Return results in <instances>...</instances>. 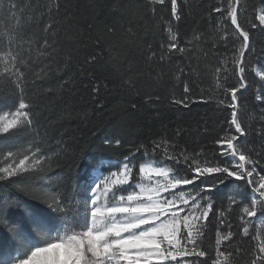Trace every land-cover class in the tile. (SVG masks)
<instances>
[{
	"label": "snow or ice",
	"instance_id": "6c2138e0",
	"mask_svg": "<svg viewBox=\"0 0 264 264\" xmlns=\"http://www.w3.org/2000/svg\"><path fill=\"white\" fill-rule=\"evenodd\" d=\"M184 3L143 0L147 13L163 18L168 12L171 17L165 21L166 38L159 43V53L147 45V62L171 63L174 56L190 60V47L195 48L193 41L203 34L182 42L176 25L185 17ZM124 8L121 0H114L113 11L120 13ZM49 11L57 15L59 6ZM248 12L244 0H218L208 11V23L220 31L225 50L214 53L219 61L211 75L218 93L190 86V64L176 68L173 89L182 85V95L173 93L168 107L179 111L214 103L225 112L223 134L213 141L216 147L189 151L175 138L169 139L166 131L150 136L129 145L114 168H99L108 159L101 157L83 175H69L67 181L79 195V200L72 197L71 208L67 192L61 193L63 199L37 195L28 183L51 168L47 130L41 131V100L45 92L66 85L73 67L71 52L60 53L68 69L63 78L48 83L56 73L42 66L44 74L36 72L31 41L25 48L22 28L16 27L15 40H0V182L12 190L24 186L16 196L0 200V264H264V221L259 231L252 228L264 217V123L259 128L246 125L238 115L247 112L244 97L255 87L247 74L256 72L264 80V65L257 64L264 50L257 52L249 31L250 26L264 33V0L252 5L251 19ZM93 27L87 24L86 37L68 38L74 40L75 49H93L77 65V71L90 77V66L104 58ZM105 29L109 34L116 32L114 24ZM42 30L48 34L42 37V47H51L52 52L62 47L53 23H46ZM125 39L137 43L131 26ZM55 62L53 56L44 63ZM156 77L163 79V74L157 72ZM124 83L134 86L130 78ZM193 83L198 86L199 81ZM93 91L99 93L100 86L94 84ZM160 99L148 95L145 103ZM255 99L264 114V94L258 93ZM254 137L261 142L260 150L249 146ZM105 143L119 146L120 140ZM79 154L77 150L76 158ZM21 193L30 199L22 200ZM233 219L239 221L235 228Z\"/></svg>",
	"mask_w": 264,
	"mask_h": 264
},
{
	"label": "trees",
	"instance_id": "16d2710c",
	"mask_svg": "<svg viewBox=\"0 0 264 264\" xmlns=\"http://www.w3.org/2000/svg\"><path fill=\"white\" fill-rule=\"evenodd\" d=\"M217 2L218 0H185V3L181 4L185 17L176 26L182 42L185 38L192 39L194 34H203L200 35L199 41H193L196 47H190V60L174 56L171 63L151 64L145 57L147 45L151 44L159 53V43L166 38L165 21L171 17L168 12L162 14L163 18L147 13L142 7L143 0H121L125 8L120 13L112 10L114 0H0V40H15L18 35L16 27L22 28V34L26 38L24 47H28L29 39L31 41L32 62L36 72L43 75L42 67H51L56 73L48 83L61 80L63 74L68 71L63 63L65 57L60 53L71 52L72 55L73 67L66 85L52 93L45 92L41 100V131L47 130L46 150L51 157V168H46L42 176L28 182L37 195H56L63 199L61 193L67 192L71 208L72 197L76 196L79 200V195L67 181L69 175H83L87 166L101 157L108 159L98 167L114 168L127 154L129 145L147 141L150 136L158 137L164 131L169 139L175 138L189 151L199 150L201 147H216L213 141L223 134L225 112L218 109L214 103L197 104L193 105L192 109L179 111L168 107V104L173 93L182 95V85L173 89L175 76L178 75L177 66L190 64L193 68L192 79L188 82L195 91L199 88L208 92L219 91L214 88L211 72L219 61V56L214 53L225 50L221 46L223 41L219 39L220 31L213 28L207 19L210 7ZM244 2L249 6L248 15L251 19L252 5L258 4L259 0ZM13 4L15 8L12 7ZM57 5L59 12L53 15L49 9L55 10ZM219 15L213 13V16ZM65 16H70L71 19L65 21ZM46 23H53L57 28V35L60 37L58 43L62 47H57L56 52H52L51 47L41 46L42 37L48 35L42 30ZM89 23L94 26L92 35L100 37L104 50V58L90 66L92 77L82 75L77 71V65L93 49L83 46L75 49L74 40L68 39H78L81 35L86 37ZM113 24L116 27L115 34L107 33L105 25ZM66 26L69 27L65 32ZM129 26L138 37L135 45L125 39ZM249 31L257 52L264 50V33L250 26ZM213 43L216 45L214 48ZM53 56L56 58L55 63H44L51 62ZM257 64L264 65V56L258 59ZM157 72L163 74V79H157ZM247 75L255 87L247 90L244 97L247 101V112L238 115H241L246 125L259 128L264 123V114L261 113L255 96L258 93L264 94V80H261L256 72H249ZM126 78L132 80L133 87L124 83ZM183 79L185 77L181 76V80ZM194 81H199L198 86ZM94 84L100 86L99 93L93 91ZM148 95H158L161 99L145 103ZM177 129L180 130L178 134ZM115 139L120 140L119 146L105 143L106 140ZM68 145L72 147L69 149ZM249 146L260 150L261 142L254 137ZM77 150L80 152L79 158L75 156ZM37 185L39 187H36ZM17 190L7 189L3 182H0V200L16 196ZM82 190L81 187L80 191ZM20 198L30 199L22 193ZM238 222L233 219L234 228ZM260 222L262 219L256 220L252 228L259 231L262 227ZM212 239H215L214 232ZM243 246L248 247L247 244Z\"/></svg>",
	"mask_w": 264,
	"mask_h": 264
},
{
	"label": "rangeland",
	"instance_id": "374dc122",
	"mask_svg": "<svg viewBox=\"0 0 264 264\" xmlns=\"http://www.w3.org/2000/svg\"><path fill=\"white\" fill-rule=\"evenodd\" d=\"M262 219V221L264 220V217H259L257 220L260 221ZM261 224V222H260Z\"/></svg>",
	"mask_w": 264,
	"mask_h": 264
}]
</instances>
